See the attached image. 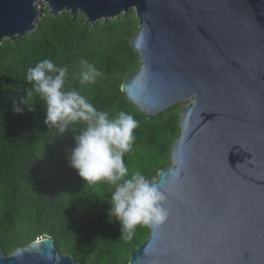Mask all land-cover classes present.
<instances>
[{"label": "water", "instance_id": "obj_1", "mask_svg": "<svg viewBox=\"0 0 264 264\" xmlns=\"http://www.w3.org/2000/svg\"><path fill=\"white\" fill-rule=\"evenodd\" d=\"M45 3L87 21L134 10L140 67L122 91L154 118L183 105L153 181L168 218L129 264H264V0H0V43L39 29ZM0 264H81L49 236Z\"/></svg>", "mask_w": 264, "mask_h": 264}, {"label": "trees", "instance_id": "obj_2", "mask_svg": "<svg viewBox=\"0 0 264 264\" xmlns=\"http://www.w3.org/2000/svg\"><path fill=\"white\" fill-rule=\"evenodd\" d=\"M43 10L36 32L0 43V243L11 254L49 236L61 253L81 264H129L150 228L138 226L126 240L119 222H108L115 185L88 184L69 164L75 137L86 123L69 125L62 135L49 128L46 105L26 81L27 70L50 59L68 68L67 90L76 89L109 118L120 111L134 116L139 126L133 151L124 157L129 169L125 179L139 171L153 182L171 164L183 105L149 118L122 91L125 77L141 65L130 43L139 31L134 12L91 23L81 12L53 15ZM81 59L100 70L95 84H80ZM23 100L34 104L35 111ZM17 106L23 111L17 113Z\"/></svg>", "mask_w": 264, "mask_h": 264}, {"label": "clouds", "instance_id": "obj_3", "mask_svg": "<svg viewBox=\"0 0 264 264\" xmlns=\"http://www.w3.org/2000/svg\"><path fill=\"white\" fill-rule=\"evenodd\" d=\"M67 67L56 65L50 59L40 60L27 70L26 81L46 105L44 123L64 134L69 125L85 122L76 146L71 149L69 164L88 184L105 181L115 185L108 202V222L118 221L121 238L131 240L138 226H159L168 218L163 206L166 197L157 184L135 171L129 176L124 157L133 151L136 140L135 129L139 122L133 115L120 111L114 118L98 110L76 89L65 88ZM100 70L86 59L80 60V84H95ZM30 93H28V96ZM29 111L34 104L27 100ZM17 113L23 109L15 107ZM115 217V219H113Z\"/></svg>", "mask_w": 264, "mask_h": 264}, {"label": "rangeland", "instance_id": "obj_4", "mask_svg": "<svg viewBox=\"0 0 264 264\" xmlns=\"http://www.w3.org/2000/svg\"><path fill=\"white\" fill-rule=\"evenodd\" d=\"M40 6H41V8H42V9H45V8H47V6H46V4H45V3H42ZM131 12H134V10L132 9V10H131Z\"/></svg>", "mask_w": 264, "mask_h": 264}]
</instances>
